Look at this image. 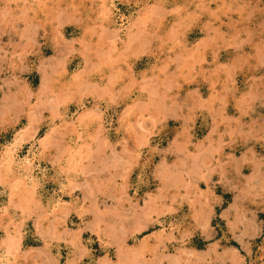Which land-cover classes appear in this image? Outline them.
Returning a JSON list of instances; mask_svg holds the SVG:
<instances>
[{
	"label": "clouds",
	"instance_id": "9594fccd",
	"mask_svg": "<svg viewBox=\"0 0 264 264\" xmlns=\"http://www.w3.org/2000/svg\"><path fill=\"white\" fill-rule=\"evenodd\" d=\"M0 264H264V0H0Z\"/></svg>",
	"mask_w": 264,
	"mask_h": 264
}]
</instances>
